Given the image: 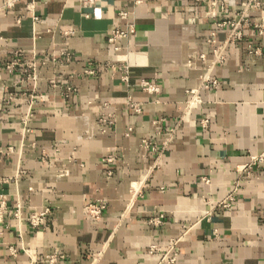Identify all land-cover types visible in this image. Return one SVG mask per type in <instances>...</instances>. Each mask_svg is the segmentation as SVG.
<instances>
[{"label": "crops", "instance_id": "0c3cea01", "mask_svg": "<svg viewBox=\"0 0 264 264\" xmlns=\"http://www.w3.org/2000/svg\"><path fill=\"white\" fill-rule=\"evenodd\" d=\"M0 211V264H264V0L1 10Z\"/></svg>", "mask_w": 264, "mask_h": 264}, {"label": "built area", "instance_id": "2783aa9c", "mask_svg": "<svg viewBox=\"0 0 264 264\" xmlns=\"http://www.w3.org/2000/svg\"><path fill=\"white\" fill-rule=\"evenodd\" d=\"M18 1H20V0H0V11L1 10H3V9H5V8H9V7H13ZM196 1H198V2H202V1H204V0H196ZM255 4V3H254ZM249 5H251V2L248 4V6ZM125 14L123 13V16H124ZM234 25V28L235 29H237V25H238V23L236 24H233ZM131 32H134V30L131 28ZM127 34H126V32H124V31H121V30H116V31H114V33H113V36H112V40L113 41H115L117 38H119V37H123V36H126ZM143 86H144V88L145 89H147L148 91H157L158 89H157V87L155 86V85H152V84H150L149 82H144L143 83ZM231 200H233V197H231L230 198V200H229V203H226L225 204V206H229L230 205V201ZM105 208V206L104 205H97V204H93V203H91V204H89L88 205V211H89V213L93 216V217H95V218H99L100 217V215H101V213H102V210ZM47 213H49V210L48 211H45L44 213H41L40 215H38V216H36V217H34L32 220H31V223L34 225V226H39L42 222H43V220H44V218H45V216H46V214ZM2 218V211H0V219ZM172 262L174 261V260H171Z\"/></svg>", "mask_w": 264, "mask_h": 264}]
</instances>
